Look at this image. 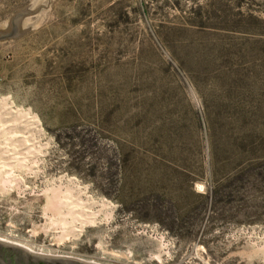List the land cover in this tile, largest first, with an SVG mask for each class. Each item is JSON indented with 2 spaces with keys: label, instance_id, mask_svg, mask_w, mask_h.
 Segmentation results:
<instances>
[{
  "label": "rangeland",
  "instance_id": "374dc122",
  "mask_svg": "<svg viewBox=\"0 0 264 264\" xmlns=\"http://www.w3.org/2000/svg\"><path fill=\"white\" fill-rule=\"evenodd\" d=\"M38 1L0 0V30ZM27 28L0 42V241L89 264H264V0H51Z\"/></svg>",
  "mask_w": 264,
  "mask_h": 264
},
{
  "label": "bare ground",
  "instance_id": "6f19581e",
  "mask_svg": "<svg viewBox=\"0 0 264 264\" xmlns=\"http://www.w3.org/2000/svg\"><path fill=\"white\" fill-rule=\"evenodd\" d=\"M6 102V101H5ZM4 102V103H5ZM1 103V102H0ZM3 103V102H2ZM4 105V104H3ZM5 105H6V103H5ZM2 107V106H1ZM10 107V106H9ZM8 106H6V108H9ZM2 110V109H1ZM5 110V109H4ZM3 110V111H4ZM8 110V109H7ZM11 110V109H10ZM17 111V110H16ZM0 112H2V111H0ZM13 112H15V111H13ZM18 113H20V111H17ZM5 113V112H4ZM8 113V112H7ZM16 113V112H15ZM15 113H11L10 111H9V115H11V116H14V115H17V114H15ZM22 113V112H21ZM7 114V115H8ZM26 114V113H25ZM4 115V114H3ZM3 115L1 116V117H3ZM8 115V116H9ZM19 115V114H18ZM17 115V116H18ZM23 115H24V113H23ZM28 115V114H27ZM21 116H22V114H21ZM26 117V115L24 116V118ZM5 118V117H4ZM8 118V117H7ZM11 118V117H10ZM9 118V119H10ZM16 118V116H14V119ZM19 118H22V117H19ZM27 119V118H26ZM1 120V119H0ZM3 120V119H2ZM5 120V119H4ZM12 120V119H11ZM17 120V119H16ZM22 120V119H21ZM10 121V120H9ZM13 121V120H12ZM12 121H10V122H12ZM15 121V120H14ZM19 121V120H18ZM29 120L27 119V122H28ZM31 121V120H30ZM29 121V122H30ZM1 122V121H0ZM2 122H4V121H2ZM8 122V121H7ZM32 122V121H31ZM21 123V122H20ZM23 123V122H22ZM2 124V123H1ZM6 124V123H5ZM24 124V123H23ZM27 124V123H26ZM4 125V124H3ZM9 125V124H8ZM20 125V124H19ZM36 125H38V124H36ZM35 125V126H36ZM21 127H22V125H20ZM25 126V125H24ZM6 126H4V128H5ZM9 127V126H8ZM11 127V126H10ZM15 127V126H14ZM25 128H26V126H25ZM27 128H29V127H27ZM12 129H13V126H12ZM16 129H18V128H16ZM30 129V128H29ZM7 130H9V129H7ZM11 130V129H10ZM9 130V131H10ZM2 131H4V130H2ZM6 131V130H5ZM8 131V132H9ZM12 131V130H11ZM10 131V132H11ZM18 131V130H17ZM25 131H27V130H25ZM23 132V131H22ZM17 133V132H16ZM21 133V132H20ZM0 134H1V131H0ZM3 134H4V132H3ZM31 134H32V132H31ZM31 134H29V135H31ZM34 134V133H33ZM6 135V134H5ZM4 135V136H5ZM11 135V134H10ZM13 135H14V133H13ZM23 135V134H22ZM24 135H26V134H24ZM35 135V134H34ZM3 136V135H2ZM17 136V135H16ZM19 136V135H18ZM33 136V135H32ZM9 137V136H8ZM12 137V136H11ZM15 137V136H14ZM28 137V136H27ZM20 138H22V137H20ZM13 140V137L12 138H10V140ZM15 139H16V137H15ZM14 139V140H15ZM19 139V138H18ZM26 139V138H25ZM25 139H23V140H25ZM29 139V138H28ZM31 139V138H30ZM1 140V139H0ZM7 140V139H6ZM22 140V139H21ZM21 140L20 141H18V142H20L21 143ZM29 141V140H28ZM6 142V141H5ZM10 142V141H9ZM33 142V141H32ZM1 143V142H0ZM12 143V142H11ZM11 143H9V144H11ZM16 143V142H15ZM31 143V142H30ZM6 144V143H5ZM8 144V143H7ZM8 144V145H9ZM17 144V143H16ZM19 144V143H18ZM17 144V145H18ZM1 145V144H0ZM7 145V146H8ZM24 145H25V143H24ZM29 145V144H28ZM31 145V144H30ZM12 146H13V144H12ZM15 146V145H14ZM20 146H22V145H20ZM2 147H5L6 148V146H3V144H2ZM17 147V146H16ZM26 147H27V145H26ZM35 147V146H34ZM8 148V147H7ZM14 148V147H13ZM19 148V147H18ZM24 148V147H23ZM32 148V147H31ZM27 149V148H26ZM28 149H30V148H28ZM33 149V148H32ZM3 150V149H2ZM1 150V151H2ZM34 150H35V148H34ZM9 151V150H8ZM15 151V150H14ZM17 151V150H16ZM15 151V152H16ZM20 151V150H19ZM24 151V150H23ZM26 151H28V150H26ZM37 151V150H36ZM4 151H2V153H3ZM6 152V151H5ZM1 153V154H2ZM12 153V152H11ZM20 153V152H19ZM0 154V155H1ZM13 154V153H12ZM27 154H29L30 155V153H28L27 152ZM4 155V154H3ZM3 155H2V157H3ZM17 155V154H16ZM19 155V154H18ZM35 155V154H34ZM15 156V155H14ZM21 156V155H20ZM5 157V156H4ZM9 157V156H8ZM12 157V156H11ZM18 157V156H17ZM25 156H23V158H24ZM28 158H29V156H27ZM10 158V157H9ZM14 158H16V157H14ZM21 158V157H20ZM26 158V157H25ZM11 159V158H10ZM13 159V158H12ZM16 159H18V158H16ZM14 160V159H13ZM21 160V159H20ZM2 161V159L0 160V162ZM4 162V161H3ZM0 164H2V163H0ZM8 164V163H7ZM16 164V163H15ZM10 166H11V164H9ZM17 165V164H16ZM2 166V165H1ZM4 166H6V165H4ZM3 166V167H4ZM8 166V165H7ZM6 166V167H7ZM15 166V165H14ZM20 166V165H19ZM18 166V167H19ZM21 166H22V162H21ZM2 167V168H3ZM13 167V166H12ZM11 167V168H12ZM17 166H15V168H16ZM23 167H25L24 165H23ZM14 168V167H13ZM20 168H22V167H20ZM20 168H19V170H20ZM7 169H10V167H7ZM5 170H6V168H5ZM1 171H3V170H1ZM12 171V170H11ZM6 172V171H5ZM3 173V172H2ZM2 173H0V174H2ZM7 173H8V171H7ZM4 174V173H3ZM8 175V174H7ZM11 175V174H10ZM15 175V174H14ZM1 177V176H0ZM8 177V176H7ZM3 180V179H2ZM9 180H10V178H9ZM0 181H1V178H0ZM4 181H5V179H4ZM22 183V182H21ZM4 184H6V183H4ZM2 185H3V183H2ZM0 189H1V187H0ZM2 190V189H1ZM69 191V190H68ZM4 192V191H3ZM57 193V192H56ZM55 193V194H56ZM70 194V193H69ZM68 194V195H69ZM72 195V194H71ZM70 195V196H71ZM59 197V196H58ZM58 197H53L52 198V200H54V199H56V198H58ZM46 198V197H45ZM69 198H74V197H69ZM65 199V198H64ZM79 199V198H78ZM50 200V199H49ZM66 200V199H65ZM73 200L74 199H72V203L71 202H69V200L67 201H64L63 202V204L62 205H64V206H66L67 208H69V213H70V215H72L73 217H74V215H76V214H80V218H79V222H81V225H86V224H88V225H93L95 222V215L96 214H93V213H91V212H89V211H84V209H89L88 207H86L85 206V204H84V206L86 207H83L82 206V208H83V210L81 211V212H76L74 209V207H75V205H74V207H73ZM51 201V200H50ZM80 201V203L82 202V200L80 199L79 200ZM46 202H48V201H46ZM52 202V203H51ZM50 203H49V207L47 208V209H49V208H52L53 206H55L54 204L55 203H53V201H51ZM75 202V201H74ZM79 204V203H78ZM47 205V204H46ZM76 206H78L79 207V205H76ZM81 207V206H80ZM61 208V207H60ZM57 210V209H56ZM72 210H74V212L72 211ZM45 211H47V210H45ZM47 212H49V211H47ZM55 212V211H54ZM53 212V214H55ZM58 213V212H57ZM56 213V214H57ZM54 216V215H53ZM57 217L59 216L60 217V213H59V215L57 214L56 215ZM77 216V215H76ZM75 216V217H76ZM77 217H79V216H77ZM56 219V218H55ZM76 219V218H75ZM77 220V219H76ZM55 222H59V223H62V224H64L65 222H66V220H61V219H57V220H55ZM76 223V222H75ZM66 224V223H65ZM73 224V223H72ZM67 227H69V226H66V227H61V228H58V229H56V231H59L60 233H61V236L62 237H66V236H70V235H73L74 237H78V234H80L82 231H83V229H84V226H82V227H77L76 225H70V228H67ZM34 234V233H33ZM57 235H59V234H57ZM57 239V238H56ZM63 240V239H62ZM56 242H58V243H60L61 242V240H58V241H56ZM62 243V242H61ZM0 244L1 245H4V246H7V247H10V248H14V249H17V250H20V251H23V252H25V253H27L28 255H30L31 257H35V258H42V259H48V260H54V261H67V262H74V263H78V264H89V263H86V262H79V261H71V260H67V259H62V258H57V257H53V256H51V255H46V254H43V252L40 254V253H35L34 251H31L29 248L27 249V248H23V247H20V246H17V245H12L11 243H8V242H4V241H0ZM102 245V244H101ZM101 250V249H100ZM101 252V251H100ZM107 252V251H106ZM105 252V253H106ZM162 252V251H161ZM104 253V252H103ZM106 255V254H105ZM115 256V255H114ZM122 256H120V258H121Z\"/></svg>",
  "mask_w": 264,
  "mask_h": 264
},
{
  "label": "water",
  "instance_id": "95a60500",
  "mask_svg": "<svg viewBox=\"0 0 264 264\" xmlns=\"http://www.w3.org/2000/svg\"><path fill=\"white\" fill-rule=\"evenodd\" d=\"M51 0H39L29 8L13 17L8 25L0 30V42L15 40L26 34L27 20L39 14L42 9H49ZM0 264H78L67 261H54L31 257L27 253L0 244Z\"/></svg>",
  "mask_w": 264,
  "mask_h": 264
}]
</instances>
